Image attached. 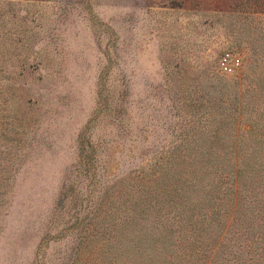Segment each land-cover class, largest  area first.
<instances>
[{"label": "rangeland", "instance_id": "rangeland-1", "mask_svg": "<svg viewBox=\"0 0 264 264\" xmlns=\"http://www.w3.org/2000/svg\"><path fill=\"white\" fill-rule=\"evenodd\" d=\"M205 156L240 166L233 191L193 186ZM165 191L177 207H138ZM130 218L175 226L153 264L263 251L264 0H0V264H107Z\"/></svg>", "mask_w": 264, "mask_h": 264}, {"label": "trees", "instance_id": "trees-1", "mask_svg": "<svg viewBox=\"0 0 264 264\" xmlns=\"http://www.w3.org/2000/svg\"><path fill=\"white\" fill-rule=\"evenodd\" d=\"M191 164L193 165L194 169L192 170L193 174L195 175V182H193V186L197 187L199 190L203 189L205 185V179L208 176H211L214 172L217 173L220 177L221 184L224 180L227 178H232L231 183V190L233 191L234 186V179H239V170L240 166L237 165L236 170L230 171L226 166V164L229 162L227 158H221L219 156L213 157V156H205V157H195L190 160ZM261 162L260 158L252 157L248 158L245 162V171L246 173L250 174V177L255 178H262L263 173L262 166L263 164L259 163ZM243 171V168H242ZM168 173V172H167ZM167 176V174H166ZM247 176V175H246ZM191 188H194L189 185L188 181L184 183L183 186V192L182 194H186L185 190H189ZM164 191V190H163ZM168 191H165L164 194L167 196V199L165 201L159 200L157 197H146L141 196L139 197L140 205H138L139 208H142L143 213L148 215L149 217L152 216L155 212V208L162 209L165 207V204L172 205L173 207H177L174 199L170 198ZM161 196V195H159ZM183 197V195H180ZM145 198V199H144ZM182 203H186L185 199L180 201V205ZM191 203L190 201L188 204H186L184 207L182 206L181 209L183 211H187V209H190L192 213L187 217L186 220V227H190L191 230L198 231L201 227H199L198 222L193 221V212L196 211V208L200 205V209L202 210L204 208L203 203ZM179 210V213L182 212V210ZM171 212V210H169ZM134 217H137L138 214L134 213ZM147 218V217H145ZM125 227H123L121 231V236L123 238L124 245L122 249H116V252H114L113 256L108 259L107 264L113 263V264H138L136 257H141V260L143 264H153V260L151 258V254H154L157 246L160 244L163 248H167L168 243L171 242L172 233L176 231L175 226L172 227V229H167L164 226L157 227L156 224L152 226H145L142 225L140 222H137L134 218L126 219L124 223ZM138 226H142L141 229L138 231L136 228ZM180 229V227H178ZM184 229L185 226H182ZM181 231V229H180ZM184 241L191 246L197 245L195 240H193L195 243H192L190 239L183 238ZM172 244V243H171ZM261 245V244H260ZM193 249V248H192ZM256 249V247H255ZM259 250V249H257ZM253 251H250V254ZM258 252V251H257ZM254 252L255 254H259V252ZM161 255V254H159ZM109 258V256L107 257ZM169 263V261L167 260ZM250 264H264V248L263 251L258 256V259L250 258L249 262ZM170 264H177L176 261H170Z\"/></svg>", "mask_w": 264, "mask_h": 264}, {"label": "built area", "instance_id": "built-area-1", "mask_svg": "<svg viewBox=\"0 0 264 264\" xmlns=\"http://www.w3.org/2000/svg\"><path fill=\"white\" fill-rule=\"evenodd\" d=\"M242 67L241 58L233 53H226L220 61V70L225 75H234Z\"/></svg>", "mask_w": 264, "mask_h": 264}]
</instances>
